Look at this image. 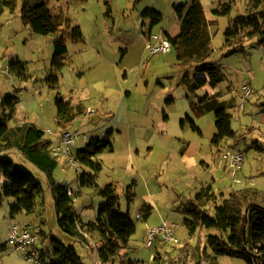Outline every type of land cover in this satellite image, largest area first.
<instances>
[{"label": "rangeland", "instance_id": "1", "mask_svg": "<svg viewBox=\"0 0 264 264\" xmlns=\"http://www.w3.org/2000/svg\"><path fill=\"white\" fill-rule=\"evenodd\" d=\"M109 1L111 12L108 14L106 0H50V8L79 24L85 36L84 42L67 41L66 65L53 87L48 75L52 69L54 41L60 33L34 32L22 20V0H17L14 10L0 0V117L9 113L1 106L3 98L17 96V111L8 121L10 126L24 119L40 123L43 117H49L51 129L57 131L58 93L67 100L82 99L96 113L78 118L71 125L73 129L65 127L87 135L86 139L77 141L75 150L84 149L88 142L103 138L110 130H114L115 148L97 155L102 164L97 174L90 166L71 165L65 157L58 158L53 177L58 184L71 187L73 204L83 222L95 220L105 201L96 187L82 184L84 174H94L100 187L108 183L116 185L120 211L129 212L136 223V232L131 237L134 260L149 264L158 252L176 254L188 246L189 259L184 264H210V256H215L217 264H248L243 258L214 254L207 240L209 235L219 233L216 228L201 225L191 235L186 222L191 216L186 206L205 184V176L210 177L216 190L214 200L207 206L211 213L232 189L254 187L264 191V45L251 41L243 50L231 52L232 48L224 47L226 30L238 18L252 13L249 0H201L206 17L212 21L211 59L220 62L225 78L217 86L208 83L194 92H189L182 81L185 68L178 65L180 60L174 49L166 54H152L148 49L150 38L163 37L164 31L178 28L174 6L192 0ZM148 8L160 11L163 19L147 37L144 23L149 27L151 20L145 19L142 13ZM13 57L28 63L31 77L23 79L8 71ZM193 66L187 68L191 78L197 74ZM249 84L254 93L242 106L245 86ZM207 94L222 101H234L229 111L233 130L243 136L238 142L233 138L224 139L219 145L211 142L217 132L214 112L198 116L191 107ZM168 99L172 100L167 102ZM188 115L202 134L192 129ZM46 135L48 139L55 138L49 131ZM180 138L186 140L185 150L202 146L201 155L195 153L198 160L189 167L181 160ZM229 146L240 150L245 157L238 173L240 182L234 181L232 173L225 169L223 152ZM4 157L36 175L43 190L36 198L32 213L12 214L15 199L3 194L7 180L0 171V264H29L11 240L10 232L15 224L32 227L37 235L35 249L45 263L54 259L56 239L74 246L84 264H101L97 252L101 239L97 233H89V243L84 245L58 224L48 175L19 150L13 149ZM203 160L209 168L203 166ZM130 194L133 199L129 202ZM150 204L154 209L149 217L140 218L141 213L147 214L146 207ZM164 220L177 225L179 243L156 241L152 249L148 248L149 227ZM115 264H119V259Z\"/></svg>", "mask_w": 264, "mask_h": 264}, {"label": "trees", "instance_id": "2", "mask_svg": "<svg viewBox=\"0 0 264 264\" xmlns=\"http://www.w3.org/2000/svg\"><path fill=\"white\" fill-rule=\"evenodd\" d=\"M5 5L12 10L17 8V0H4ZM109 14L110 1L106 0ZM252 13L238 18L226 30L225 48L229 52L243 50L247 42L255 41L257 45H264V0H249ZM175 14L180 21L179 32L175 36L165 34L171 41L180 60V66L185 68L183 82L189 92H194L206 84L219 85L225 78L220 62H213L212 35L210 26L212 21L206 17L201 0H192L186 4H176ZM254 12V13H253ZM145 19H150L151 25L160 23L163 14L156 9H146L142 13ZM21 17L26 25L41 35L60 33L54 41V57L52 69L48 75V82L55 87L59 82V75L66 63L68 53L67 41L74 43L85 41L81 26L67 15L56 13L50 8V0H22ZM65 24L67 28H65ZM195 67L197 74L191 78L187 68ZM8 69L10 73L20 77H27V63L18 57H13ZM254 93V92H253ZM58 93L57 125L67 127L75 118L85 113L81 104H73ZM249 98V97H248ZM247 98V100H248ZM171 100V99H170ZM234 100V99H232ZM234 101H222L217 96L207 94L191 107L196 115L213 111L216 117L215 133L212 143L219 145L224 139L233 138L237 142L243 137L232 128V113ZM18 104L17 96H6L1 106L9 113L0 117V171L7 183L3 187V194L14 197L15 205L12 214L19 212L32 213L36 206V198L43 187L39 178L29 170L19 167L11 158L4 157L13 149L21 151L32 163L44 171L49 178L54 198V206L58 224L70 236L87 245L89 233H97L101 239L97 252L101 264H145L131 257V237L136 232V223L130 213L120 211V195L113 183L100 187L94 174H84L82 184L91 185L98 189L105 201L100 205L95 220L83 222L73 204L74 198L69 194V185L58 184L53 173L58 166V158L49 151L51 141L45 137V131L36 124L26 122L17 127L10 126L8 121L14 116ZM187 120L196 128L194 120L188 115ZM185 121H182L184 123ZM111 133L103 138L94 139L87 143L84 149L76 150L79 164L90 166L97 174L102 170L101 162L96 158L99 153L113 150ZM212 186L202 187L186 207L191 219L187 225L190 234H194L199 226L216 228L219 233L209 235L207 243L215 255H230L243 258L248 264H264V191L254 187L232 189L223 198L222 203L215 207L214 213L207 210V206L214 200ZM133 195H129V202ZM152 207H147V214H151ZM85 228V229H84ZM55 241L54 259L46 264H84L77 249L72 245ZM188 246H183L176 254L158 252L149 264H184L189 259ZM175 255V256H174ZM210 264H217L215 256H210Z\"/></svg>", "mask_w": 264, "mask_h": 264}, {"label": "built area", "instance_id": "3", "mask_svg": "<svg viewBox=\"0 0 264 264\" xmlns=\"http://www.w3.org/2000/svg\"><path fill=\"white\" fill-rule=\"evenodd\" d=\"M148 49L152 54H165L172 50V43L165 35L163 37L150 38ZM253 92L254 89L250 86V84L245 86V92L242 97L243 102L241 103L242 106ZM86 137V134H80L79 132L71 130H63L60 135L56 136L55 141L50 144L49 151L53 157H65L71 165H76L78 164L75 150L77 141L81 138L86 139ZM223 158L226 162L225 168L232 173L234 181L240 182L238 173L242 169V164L245 159L243 153L235 147L229 146L223 152ZM69 194L72 195L71 188H69ZM142 217L143 214L141 213L140 218ZM176 228L177 225L175 223H170L167 220H164L157 226L149 227L146 236V246L152 249L156 241L172 244L179 243ZM10 234L15 249L22 254L27 263L46 264L40 257H38L35 249L37 235L33 232L30 225L21 227L15 224L12 226Z\"/></svg>", "mask_w": 264, "mask_h": 264}, {"label": "crops", "instance_id": "4", "mask_svg": "<svg viewBox=\"0 0 264 264\" xmlns=\"http://www.w3.org/2000/svg\"><path fill=\"white\" fill-rule=\"evenodd\" d=\"M207 16V15H206ZM176 18H177V16H176ZM208 19L210 18L209 16L207 17ZM177 20L179 21V19L177 18ZM210 20V19H209ZM159 24V23H158ZM144 25H146V27H147V31H145V34L147 35V37L152 33V30H153V28L155 27V25H151L150 24V26L148 27V24H146V23H144ZM157 25V24H156ZM179 29H180V21H179V26H178V28H176L174 31H172V32H167V31H164V33L165 34H170L171 36H175L178 32H179ZM146 37V38H147ZM173 50V49H172ZM171 50V51H172ZM170 51V52H171ZM169 53V52H168ZM166 54V53H165ZM66 59H67V56H66ZM179 60V59H178ZM180 63H178V65H179ZM27 66H28V63H27ZM28 74H27V77L26 78H29V77H31L32 75L29 73V71L27 72ZM20 77V76H19ZM20 78H23V79H26L25 77H20ZM172 100V99H171ZM170 99H168L167 100V102H170L171 101ZM70 101L73 103V104H81L83 107H84V110H85V113L84 114H82V115H80V116H78L77 118H75V120H73L68 126H67V128H69V127H71L72 128V126L71 125H73V123L78 119V118H80L81 116H83V115H85V114H91V115H93V114H95L96 112H93V108H91V106H86L85 105V103L82 101V99H77L76 101L75 100H72V99H70ZM16 111H17V106H16ZM16 111H15V113H16ZM14 113V114H15ZM57 113H58V110H57ZM57 113H56V115H55V124H56V127H57V131H54V130H52L51 129V120L49 119V117H43L42 119H41V121H40V123H35V122H31V121H27L26 119H24V120H20L19 122H18V124L16 125V126H14V127H17V126H19V125H21V124H23V123H26V122H30V123H34V124H36L37 125V127H39L40 129H42L43 131H45V137H47L48 135H46V132L47 131H49L55 138H54V140L53 139H49L50 141H51V143L53 142V141H55V139H56V136L57 135H60L61 134V132L63 131V130H66L67 128H62V127H59L58 125H57V121H56V117H57ZM94 116V115H93ZM92 116V117H93ZM21 123V124H20ZM127 123V122H126ZM191 124V123H190ZM195 125H196V128L191 124V127H192V129H194V130H196V131H199V133L200 134H202V131H201V128L199 127V126H197V124L195 123ZM182 126L183 127H185V122L184 123H182ZM73 129V128H72ZM54 131V132H53ZM113 131L114 130H110V131H108V133L110 132L111 133V136H112V138H113ZM47 139H48V137H47ZM112 141H113V139H112ZM150 140H147V142H149ZM179 141L181 142V143H179V145L180 146H183L182 147V153H181V160H183L184 161V163L186 164V165H188L187 167H189L190 166V164H193V163H195L196 162V158H197V160H198V157H196L195 155V153L197 152V155H201V152H202V146H200V147H198L197 149H195V150H191V149H189V150H185L186 149V144H185V142H186V140L185 139H183V138H180L179 139ZM211 142H212V140H211ZM113 146H114V144H113ZM114 149L115 148H113V150L112 151H114ZM220 150H218V156H219V159H220ZM132 156L134 157V155L132 154ZM97 158V157H96ZM190 161H191V163H190ZM208 166L207 168H209L210 167V165L208 164V162H206V161H204L203 160V166L205 167V166ZM219 166L220 167H222L221 166V164H220V162H219ZM226 169V168H225ZM227 170V169H226ZM203 179V178H202ZM204 181H205V184H203L202 186H201V188L202 187H207V186H212L213 187V185L211 184V182H210V177L209 176H205V178H204ZM203 181V182H204ZM212 181L214 182L215 181V179L213 178L212 179ZM213 189H214V187H213ZM214 191H216L215 189H214ZM221 193H223V192H221ZM147 207H152V209H151V212L153 211V209H154V206H152L151 204L150 205H148ZM147 207H146V209H147ZM146 217H149V216H146ZM142 218H144V217H142ZM90 221V220H89ZM88 221V222H89ZM98 259H99V256H98ZM99 263H100V260H99Z\"/></svg>", "mask_w": 264, "mask_h": 264}]
</instances>
